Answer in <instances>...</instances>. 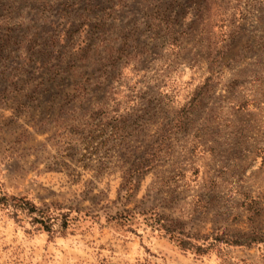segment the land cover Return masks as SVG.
Segmentation results:
<instances>
[{
  "label": "rangeland",
  "instance_id": "rangeland-1",
  "mask_svg": "<svg viewBox=\"0 0 264 264\" xmlns=\"http://www.w3.org/2000/svg\"><path fill=\"white\" fill-rule=\"evenodd\" d=\"M2 196L0 264H264V0H0Z\"/></svg>",
  "mask_w": 264,
  "mask_h": 264
},
{
  "label": "trees",
  "instance_id": "trees-1",
  "mask_svg": "<svg viewBox=\"0 0 264 264\" xmlns=\"http://www.w3.org/2000/svg\"><path fill=\"white\" fill-rule=\"evenodd\" d=\"M4 196H2L1 198H0V204L1 205H5V204H3V202H4ZM26 205H29V203H26ZM35 207L33 206V205H31V207L30 208H27L26 210H28L27 212L28 213H33L35 210ZM69 209H71V208H69ZM234 243H236V242H234ZM235 245V244H234ZM236 245H240V244H236Z\"/></svg>",
  "mask_w": 264,
  "mask_h": 264
}]
</instances>
